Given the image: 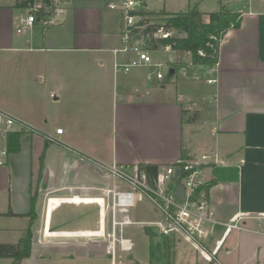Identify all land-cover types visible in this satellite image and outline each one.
<instances>
[{
  "label": "crops",
  "instance_id": "obj_1",
  "mask_svg": "<svg viewBox=\"0 0 264 264\" xmlns=\"http://www.w3.org/2000/svg\"><path fill=\"white\" fill-rule=\"evenodd\" d=\"M141 1L149 11L147 0ZM231 1L219 0V4ZM204 2L189 0L187 12ZM104 3L110 10L106 0ZM17 4L18 0H0V66L7 62L18 65L36 53L47 58L54 53L52 59L64 61V65L70 59L73 68L59 70L56 78L69 85L67 102L79 101V132L66 119V128L57 127L64 129L57 139L75 151L70 157L79 156L77 165L79 162L95 172L96 179L89 178V184L98 182L99 168L113 164L127 169L153 164L162 169L195 159L203 164L205 185L200 194L208 198L221 222L236 221L242 227L228 232L218 226L206 241L215 252L214 260L208 262L199 254L200 259L205 264H264V0H250L244 11L233 10L242 14L241 25L222 39L215 66L193 65L187 53L184 66L175 68L177 53L160 50H170L176 56L171 63L173 76L163 80L148 79L151 68L116 69V64L126 63L129 57L114 53L121 47V32L109 14L95 8L99 2L61 0L51 17L53 24L44 27L37 17L35 25L21 33L18 29L32 9ZM91 9L96 12L95 20L89 16ZM161 11L180 13L166 8ZM56 130L52 128L50 133L54 135ZM78 142L79 146L74 144ZM14 200L9 198L0 211V245L18 244L29 231L30 218L8 215L9 211L29 213L27 206L24 210L17 203L20 200ZM58 201L102 203L96 196L50 198L45 237L105 236V221L101 233L47 232L51 204ZM136 223L132 226L141 225ZM189 253L185 264H198Z\"/></svg>",
  "mask_w": 264,
  "mask_h": 264
},
{
  "label": "rangeland",
  "instance_id": "obj_2",
  "mask_svg": "<svg viewBox=\"0 0 264 264\" xmlns=\"http://www.w3.org/2000/svg\"><path fill=\"white\" fill-rule=\"evenodd\" d=\"M87 1L99 2L98 7L95 8L111 16L122 38L128 27L126 12L108 10L104 0ZM252 1L254 3L259 0ZM147 2L149 11L144 8L142 1V5H137V11L144 14L136 17L135 24L146 21L152 25L164 21L165 16L161 15L164 12L161 10L164 8L173 12L189 10V0H147ZM41 3L42 0H37L36 9ZM54 3L55 9H49L50 17L55 16L61 0H55ZM249 3L250 0H232L227 6L231 10L244 11ZM93 4L95 6V3ZM220 8L219 0H206L204 4L199 5L198 9L206 13L216 12ZM33 13L38 17L37 11ZM95 13V10H89L92 20H95ZM136 31H139L136 41L148 49V44L141 35L142 30ZM160 35L158 34V37ZM173 35L183 36L177 32ZM150 52L155 62L163 63L161 70L166 77L169 76L171 63L176 60L175 53L170 50ZM53 55L54 53H51V58H47L36 53L33 57L20 61L18 65L7 62L0 66V107L13 112L32 125V128L21 136L20 154H13L9 165L0 168V211L9 204V198L20 200L17 202L20 208L25 210L27 206L29 212L32 209L28 206L31 201L34 205L32 217L29 220L30 256L20 262L0 261V264H14V262L17 264H185V255L190 254L189 251L195 255L198 264H205L200 259V253L190 244L179 238H176L177 241L159 236L152 226L142 225L144 222L158 221L160 214L149 198L141 192L136 193L135 206L128 211L131 220L140 222L141 225L129 226L130 228L124 230V234L119 230L117 236V240L122 236L130 237L134 242L133 250L125 251L117 246L114 255L108 251V246L113 241L108 237V234L112 232L111 218L107 220L105 237H45L44 221L50 198L74 195L99 198L104 194V190L115 189L116 185L123 190L131 188L124 181H116L110 177L106 169L101 168H99L98 182L89 184L91 183L88 182L89 178L96 179L95 172L88 170L79 162L77 165L75 161L80 159L79 156L74 158L68 155L75 151L58 140H52L53 134L50 133L52 128L54 130L59 126L66 128V119H69L71 126H76L79 132V101L75 102L76 104L67 102L70 91L66 92L69 85L66 80L59 81L56 78L59 70L70 71L73 68L72 63L69 58L66 59L65 65L64 61L57 63L52 59ZM180 60L179 66L184 64V57ZM55 96L58 100H55ZM78 137L79 134L75 136V139L77 140ZM45 143H49V147L45 151L47 157L44 162ZM74 144L79 146V142ZM65 156H69V159H65ZM128 173L135 174L133 169H130ZM90 185L92 188L89 187ZM124 216V213H120V220H123ZM146 234L148 236H145ZM207 246L211 251L208 243ZM182 253L183 258L180 257Z\"/></svg>",
  "mask_w": 264,
  "mask_h": 264
},
{
  "label": "built area",
  "instance_id": "obj_3",
  "mask_svg": "<svg viewBox=\"0 0 264 264\" xmlns=\"http://www.w3.org/2000/svg\"><path fill=\"white\" fill-rule=\"evenodd\" d=\"M139 4L142 5L141 0H106V5L110 10H123L127 15V30L121 38V47L114 50V53L116 55L126 54L129 59L126 63L116 64V69L131 72L136 68H151L148 79L163 80L165 78L161 70L163 63L155 62L151 57L150 50L141 46L132 35L133 29L138 28L135 24L138 15L135 13L138 12L136 7ZM34 11L37 9H32L29 16L23 20V26L18 29L19 33L23 31V28H32L35 25L37 17L33 13ZM53 22L51 17L41 20L44 27H48ZM167 36L168 34H163V37ZM30 128H32L30 123L0 107V168L10 163V157L13 155L10 152L13 136L26 133ZM63 133L64 129L58 128L55 134L51 135L52 140H58L57 137ZM202 165L195 159L180 160L171 166L159 169L153 180L140 167L133 169L135 174H129L130 169L123 165L109 166L106 170L110 177L116 181H124L131 188L123 190L116 185L115 189L104 190V194L99 197L102 200L103 214L106 213L104 215L106 226L107 220L111 218L112 232L108 234V237L113 241L109 244L108 251L114 255L117 246L125 251L133 249L134 244L131 239L122 236L117 240V236L119 230L124 234L127 227L137 223L132 221L128 215L120 220V213L127 214L129 209L135 206L136 193L141 192L149 198L155 210L160 214L158 221L148 224L156 230L159 236H165L172 240L180 238L198 251L206 261L212 262L215 252L208 250L206 241L213 235L216 228L222 225L226 227V231L231 232L235 229H242V227L236 221L221 222L208 198L200 194L201 187L205 185ZM177 173H179L178 176ZM178 181L185 189L186 199L184 201L176 196Z\"/></svg>",
  "mask_w": 264,
  "mask_h": 264
},
{
  "label": "trees",
  "instance_id": "obj_4",
  "mask_svg": "<svg viewBox=\"0 0 264 264\" xmlns=\"http://www.w3.org/2000/svg\"><path fill=\"white\" fill-rule=\"evenodd\" d=\"M37 0H18V6L34 9L36 8ZM49 9H55L54 0H42L40 7L37 9L38 17L41 20L50 17ZM136 15H143L142 12H136ZM165 16L164 21L148 24L146 21L137 23L139 29H133L132 35L138 38L136 30H142L141 35L148 44V50L160 51L170 49L178 55V60L174 64L175 68L184 66L178 65L180 59L185 54L190 53L192 56L193 65H210L215 66L218 63L219 46L231 29H238L241 25L242 14L231 10L227 5H222L220 10L216 12H200L193 9L186 13H167L162 12ZM174 32L181 33L183 36H175ZM158 34H161L158 37ZM163 34H168L163 37ZM170 77L173 76L171 73ZM23 133L15 134L10 146V152L13 154L19 153L22 150L21 136ZM49 147V143H45V151ZM141 169L146 171L150 178H156L160 166L153 164L139 165ZM31 208L34 205L31 201ZM25 215H17L9 211L10 216H22L31 219L33 210ZM28 236L21 239L18 244H3L0 245V259H13L20 262L28 258L31 254V235L28 231Z\"/></svg>",
  "mask_w": 264,
  "mask_h": 264
},
{
  "label": "water",
  "instance_id": "obj_5",
  "mask_svg": "<svg viewBox=\"0 0 264 264\" xmlns=\"http://www.w3.org/2000/svg\"><path fill=\"white\" fill-rule=\"evenodd\" d=\"M173 72L174 70L171 71ZM176 196L182 201L186 199L185 189L179 181ZM51 208L46 228L51 234H85L103 231V206L100 202L58 201L52 203Z\"/></svg>",
  "mask_w": 264,
  "mask_h": 264
}]
</instances>
